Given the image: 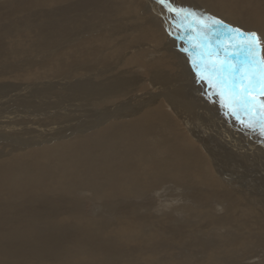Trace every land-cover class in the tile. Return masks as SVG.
<instances>
[{
  "label": "bare ground",
  "instance_id": "6f19581e",
  "mask_svg": "<svg viewBox=\"0 0 264 264\" xmlns=\"http://www.w3.org/2000/svg\"><path fill=\"white\" fill-rule=\"evenodd\" d=\"M166 2L193 13L187 16L190 19L188 24L197 19L209 27L210 19L221 21V25L210 27L228 40V55H221L228 57L214 54V60L208 59L211 55L206 52L209 50L195 35V29L192 33L196 40L194 52L190 44L191 31L180 27H185L183 19L186 17L171 16L176 14L169 12L158 0H8L0 4V23L5 17L9 19V28L0 25V43L2 39L13 42L8 48L0 44V65L5 68L0 70V77L9 76L7 64L10 58L27 59L26 55L29 68L25 73L28 75L39 71L45 79L58 74L65 76L68 72L82 78L91 76L93 84H87V90L80 87H73V90L74 94L82 92L83 99L78 98V101L81 99L89 106L93 104L99 111L84 132H78V128L68 134L66 130V136L58 135L64 132L62 126L40 127L36 119L26 129L29 117L18 115V112L0 119V132L7 142L9 136L28 130L39 136H54L45 143L24 139L22 144L9 148L10 151H0V264H142V259L143 262L161 264L158 253L154 254L149 245L144 248L140 244L127 246L138 230L151 224L150 231L170 238L176 233L202 232L196 226L173 224L170 227L167 224L168 218L185 214L186 208H177L173 201L165 198L166 195L162 194L164 188L183 192L181 201L190 204L189 211L193 210L194 214L214 223L219 230L223 224L228 228L235 223L232 229L225 230L218 247L206 252L219 256L215 262L220 264L237 251H242L237 256L242 262V255H246L244 246L251 233L256 235L254 242L257 245L264 244V208L243 204L242 197L241 200L234 199L237 190L231 193V188L225 185L237 184L243 189L240 179L234 176L229 180L228 175L225 177L216 169L214 160L213 169L206 163V156L218 157L214 155V144H225L243 155L241 140L247 137L232 131L239 121L232 115L236 109L233 103H227L218 83L213 87L211 82L198 75L202 65L211 67L210 70L219 68L221 73L230 70L226 61L238 69V76L241 75L239 66L244 64L246 59L243 56L246 55L233 54L232 50L237 41H249L234 38L229 29H239L244 34L255 32L264 42V0ZM148 3L151 5L145 6ZM1 8L5 11L2 12ZM191 24L192 27L195 25ZM125 30L136 35L133 39L143 46L138 48L134 57L132 53H125ZM180 41L187 46L179 44ZM5 44L9 46L8 41ZM202 48L205 56L200 54ZM258 48L261 61L259 44ZM225 49L221 50L225 53ZM134 64L150 68L151 81L139 74L133 75L131 66ZM254 68L259 71L258 67ZM116 71L119 74L114 75ZM246 73L251 81L254 71L250 64L243 67L242 76ZM246 85L239 86L241 92ZM259 92L260 89L252 91L249 99L264 100ZM21 94L19 91L18 95ZM13 121L23 130L14 128ZM56 130L57 136L54 135ZM10 132L15 133L11 135ZM201 184L210 187L211 191L199 193L197 188ZM71 187L80 193L88 191L94 198H103L107 205L104 213L123 214V217L116 220V226L109 221L107 226L94 227L92 222H82L79 214L61 213V206L74 204L66 196ZM215 190L223 191L216 196ZM59 191L65 192L61 204L51 200V196ZM239 192L241 196L245 193L244 190ZM37 194L39 198L35 197ZM149 194H157L167 203L168 207L162 204L168 212L167 219L156 218L159 221L155 223L147 217L146 224L134 211L128 213L123 209L109 208L112 204H123L128 197L147 200ZM215 197L216 200L212 201ZM232 198L234 200L222 208L221 203ZM38 200L39 206L36 204ZM215 205L221 207L227 216L218 222L211 215V212L219 213ZM261 205L264 207V200ZM206 209L208 215L200 214ZM74 217L76 219H72ZM158 224L162 226L158 227ZM209 246L206 244L204 249ZM208 262L206 260L204 264Z\"/></svg>",
  "mask_w": 264,
  "mask_h": 264
},
{
  "label": "rangeland",
  "instance_id": "374dc122",
  "mask_svg": "<svg viewBox=\"0 0 264 264\" xmlns=\"http://www.w3.org/2000/svg\"><path fill=\"white\" fill-rule=\"evenodd\" d=\"M7 1L8 0H0V2H1L0 4H4ZM150 5H151L150 3L145 4V6H150ZM154 7H155V5H154ZM1 10H2V12L5 11L2 8H1ZM194 15H195V17L198 16L197 14H194ZM171 16H176V15H171ZM145 18L146 17H144L143 20ZM187 18H189V17H186L183 19V21L185 23V27L180 26V25L179 26L184 28V29H188L189 33L191 31L190 34L192 36L191 37L192 39H191L190 44L194 47L193 49L195 52V46L193 43H195L196 40L193 37L194 36L193 34L195 33L193 31L195 29V31H196L195 35L197 34V36H200L202 33H204L206 31L207 27L203 24V22H197V19H196V21L191 22V23H193V25L195 23V25L193 26L194 28H193L191 23L188 24L190 19H187ZM199 19H201V18L198 17V20ZM139 20H141V16H140ZM203 20H204V18H203ZM0 25L5 26L6 28H9V19H7V17L3 18L1 20ZM207 26H214V25L207 24ZM216 31L217 30L213 31L211 29V33H209L211 38L208 42H204L201 40L205 44L206 50H209L208 52L212 53V55L209 58L207 57L210 60H214L213 59L214 54H215L214 56H217V57H223V58L228 57V56H221V55L222 54L228 55V54H226L225 50L228 49L229 42L225 37H222L221 35H219V32H216ZM126 33H128V34H126ZM131 37H132V39H131ZM124 38L127 39L126 40L127 41V49H126L125 53H129V54L132 53L134 55L131 54V56L134 57L135 54L137 53L138 48L142 49L143 46L140 45V42H136V39H133V38H136V35L129 32L128 30H125V37ZM9 40L2 39L0 44L2 45V43H3L4 44L3 46L7 47V48L12 47L13 42H12V40H10V42H9ZM5 41L6 42L8 41L9 46L5 44ZM229 41H230V38H229ZM209 42H210V44H209ZM178 43L179 44L181 43V44H184L187 46V43H185V42L180 41ZM128 44H129V46H128ZM221 44H223V45H221ZM210 45L214 46V47L210 48L211 47ZM259 45H260L261 55H262L261 61H264V42L261 38L259 40ZM218 46H220L222 50L224 48H226L224 50L225 53L221 49H219ZM208 47H209V49H208ZM204 52H205L204 48L200 49V54H202L203 56H205ZM259 53H260L259 51H258V53H256V55L258 56V60L260 59ZM229 54H232V53H229ZM26 57H27V59H25V58L11 59L10 58L9 63L7 64V67H9V69H8L9 70V76H5L4 78L0 77V119L2 117L8 116L10 113L18 112V115L29 117L26 119V125H25L26 129H27L26 126L28 125V127H30L31 122H33V119H36L41 124L40 127L43 126L45 128H50V127L51 128H58L59 126H62V128L64 129V132H62L61 134H58V131H57L58 129H57L56 132L54 133V135L58 134L61 136H64V135L66 136L67 132H68V134H71V132L73 130H76L78 128H79L78 132L79 131L84 132V128L90 123L93 115H96L99 111L93 104L91 106H89L88 104L84 103L83 100H81V99H83L81 97L82 92L80 93L77 90L79 93L74 94L73 87H75L76 89H78V87H80V89L82 90L83 88L86 89L85 87H87V84L91 83L90 86H92L93 82H91L92 81L91 76L90 77L85 76V78L84 77L82 78L81 76L72 75L71 73L68 72L67 74H69L70 76L69 75L66 76L67 74L65 76H61L60 74H58L57 77L45 79V78H43V75L39 71L33 75H28L25 73L27 68H29V64H27V61L29 59H28L27 55H26ZM243 58L246 59V56L245 57L243 56ZM35 62H37V61H35ZM244 62L245 61H243V63ZM226 65H227V67L229 65L227 61H226ZM139 66H140L139 64L138 65L134 64V66L133 65L131 66L133 68L132 74L136 75V76H138V74H139L141 77H145V78L147 77L151 81V77H152L151 69L150 68L149 69L144 68V66H141V67H139ZM236 66L238 67V64H236ZM251 67L253 68L254 73L258 72L257 68H254L253 65H251ZM128 68H129V66H128ZM210 68L211 67H208V66H203V65H202V67L200 66L201 70H198V75L201 76V78L203 80L205 79L204 81H206L208 83L211 82L210 84H212L213 87H215V85H217V83H218L217 86L220 88L221 94L223 96L227 97V103L228 104L231 103V101L234 98H236L234 92L231 90L230 87L226 89L220 83L221 79H228L229 78L228 72H230V70L226 69V71L223 70L224 72L221 73V72H218L219 68L213 67L212 68V69H214L213 71H212V69L210 70ZM3 69H5V68L2 67V65H0V70H3ZM237 71H238V69H237ZM203 73H205V75ZM240 73H241L240 76H242L243 69L240 71ZM109 74L112 75V73H109ZM117 74H119V71L114 72V75H117ZM215 75H218V76H215ZM257 79H259V76H257ZM249 81H250V79L248 80V82L245 81V84H248ZM86 90H85V92H86ZM256 90H259V88H257ZM19 91L23 94L18 95ZM240 91H241V89H240ZM225 93H226V95H225ZM228 95L231 98L228 97ZM78 98H81L80 101L77 100ZM236 99H238V98H236ZM251 99L255 100V99H257V97H252ZM75 105H79V106L76 107ZM225 111L228 112L229 108L226 107ZM253 115H255V111L253 112ZM244 119H245V121H247L248 117L244 116ZM46 120H48L50 123ZM15 122L16 121H13L14 128H17L20 131H22L23 128L18 126V124ZM46 124H50V125H46ZM54 124H57V125H55V127H54ZM33 126H35V125H33ZM66 130H67V132H66ZM242 130H243V132H242ZM232 131H236L237 133H239L243 137H247V138H243L241 140V147L244 148V150L241 149V152L243 151L244 154L239 155V154L235 153L236 151H233L232 148L227 147L225 144H214L216 146V147H214V155L218 156V157H215L214 159H212L211 157L209 158V156L208 157L206 156L205 157V159L207 160L206 163L209 167L211 165L212 169H213L214 163H212V161L214 160V162L217 163L216 169H218L220 171V173L223 174L225 177H226V175H228L229 180H231V178H233L234 176L236 179H240V183L242 184V186L245 189L240 188L237 184H231V185H227V184L225 185L224 184L225 186H228L229 189L231 188L230 189L231 193H232V190H235V191L237 190L238 195L236 196V198L234 197V199L241 200V197H242L243 204H249V205L253 204L256 207L258 206L259 208L260 207L264 208L261 205V202H263V200H264V189H263L264 188V185H263L264 184V152H263L264 151V147H263L264 146V133H261L259 130H257V131L249 130L248 127H246L245 124H242L240 120L238 121V124H236L235 130H232ZM13 133H15V132H10L11 135ZM48 136L49 137H47L46 135L39 136L35 132L33 133L30 130H28L27 132H22L20 134L16 133L15 135L9 136V142H7L6 137L4 135H2V132H0V151H4V149H5V153H6L9 150V148H12L13 146H17L18 144H22V141L24 139H26V140L31 139L30 141H37L38 140L37 142H43L44 141L43 143H45V141H48V140L50 141V140L54 139V136H51V135H48ZM4 137H5L6 141H5V139L2 140V138H4ZM251 139H257V141H251ZM8 144H9V146H8ZM47 144H49V143H47ZM258 145L261 147H259ZM2 146H3V148H2ZM198 146H199V149L202 150L201 146L200 145H198ZM254 149H256V150H254ZM245 150L247 151V153ZM248 153H250V154H248ZM207 158H209V160ZM233 158H234V160H233ZM255 164H257V165H255ZM224 185L222 188H224ZM233 187H237V189H234ZM164 189H162V191H164V192H162V194L166 195L165 198H167L170 201H173V205L175 207L177 206V208H181V209H182V207H183V209L186 208L185 214H182V215L176 214L175 219L170 218V220H169V218L167 217L168 212L165 208V207H168V205L166 202H164V199H162L161 197H158L157 194H155V195L149 194V198L147 200H143L142 198L140 200V199L135 198V197H128V198H125V202L123 204H112L109 208L115 209L117 211L123 209V210H126L128 213H131L134 211L136 213V216L139 218H142V222L146 223V224L148 223L147 217H149L151 219V221L155 222V223H158V221H159V220H155L156 218H158V219H162V218L167 219L168 218L167 224L170 227H172L173 224L178 225V226H180V225H188L190 227L196 226L197 229L202 230V232L196 231L191 235L190 234L189 235H181V234L176 233L175 235H173L174 238L173 237L170 238L168 235H165L162 233H156L155 234L156 231H150L149 229H150L151 224H149L148 227H146V228L142 227L141 230H138L135 233L134 240L128 243L130 245H128L126 243L127 246H129V248H130V247H134V246L140 244L144 248L145 245H149L150 250L155 251L154 254L158 253V258H159L158 262H160L161 264H168V263L169 264H200V263L204 264V262L206 260L209 261L206 264H215V263L219 264L218 262H215L216 257L219 258L218 255H215V254L213 255V253H210V252H209V254H206V252L208 251L209 248H217L220 238H222L223 234L226 233L225 230L232 229L234 227L235 223L232 222L230 225H228L229 226L228 228L226 227L227 225L223 224L224 226L221 225L220 226L221 229L219 230V227L217 225H213L214 223H211L209 221L204 220L202 218V216H200L199 214L198 215L194 214L193 210L189 211V209L187 207L190 204H188L185 200H183L184 202L181 201L183 198V196H182L183 192H180V190L177 191L174 188L173 189L164 188ZM197 189H198V192L202 193V194L205 192L211 191V188L205 184H201ZM242 190H244L245 193L241 196L239 191H242ZM222 191L223 190H215L214 194L217 196ZM58 193H55L51 196V200L55 203H60V201L65 197L64 191H59ZM37 195H35V197L39 198V195L38 196ZM66 196H68V198L74 204L73 205L71 204L70 206H68V205L61 206L60 207L61 213H64L66 215H71V216L79 214L78 216L81 218L82 222H88V223L92 222L94 227L97 225L107 226L109 221H113L114 225L116 226V224H115L116 220L119 217H123V214L118 215V214H114V213H110V214L104 213V211L107 210V205H106L105 201L103 200V198H100V197L94 198V197H92L93 196L92 193H90L88 191H86L85 193H80L78 189H74V187H71L70 193L69 194L67 193ZM57 198H59V200H56ZM234 199L232 198L231 201H225L224 200L221 203V204H223L222 208H223V206L225 207L228 203H231ZM215 200H216V197L212 201H215ZM176 201H179V203H176ZM37 202L38 203H36V204L38 205L40 202H39V200ZM163 203H164L165 207L162 206ZM257 203H260V204H257ZM215 206H217V205H215ZM222 208L221 207L219 208V210H218L219 213L211 212V215L213 217H215L214 219L216 222H218L219 219L227 217L225 215L226 212L222 211ZM67 212H69V213H67ZM200 214L208 215V209L202 210L200 212ZM128 215L132 216L130 214H128ZM72 219H76V217H74ZM119 221L121 222V219H119ZM162 225H163V223H162ZM162 225L158 224V227H161ZM192 231H194V230H192ZM179 235H180V237H179ZM140 236H142V237H140ZM179 238H180V240H179ZM256 238L257 237H256V235H254V233H251L248 235L247 245L244 246L246 249V255L247 256L242 255V258H243L242 262H239L237 260V256L240 255L242 253V251H237V252H235V254L232 257L223 259L222 260L223 262L220 264H224V263L225 264H264V257H263V255H264V244H263V242H261L260 245H257V243L254 242V240ZM171 239L172 240L174 239L175 241L174 240L172 241ZM230 239H232V237H230ZM206 244L210 245V246L205 250L204 246ZM252 245H254V246H252ZM259 248H260V250H259ZM147 252L148 251H144V253H147ZM249 253H251V254H249ZM208 255H211V258H210V256L207 257ZM248 257H250V259H248ZM212 258H213V260H212ZM201 260H203V261H201ZM213 261L215 263H213ZM140 262H142V264H151V262L150 263L149 262H143V259L140 260Z\"/></svg>",
  "mask_w": 264,
  "mask_h": 264
},
{
  "label": "snow or ice",
  "instance_id": "6c2138e0",
  "mask_svg": "<svg viewBox=\"0 0 264 264\" xmlns=\"http://www.w3.org/2000/svg\"><path fill=\"white\" fill-rule=\"evenodd\" d=\"M158 2L164 5L169 12L175 13L177 17L180 16H191L193 13L186 11L182 8H177L172 6L171 2H166V0H158ZM222 22L218 20L210 19V25H221ZM232 36L240 37L241 40L249 41V43H241L237 41L233 47V54L240 55L244 53L246 55V60L244 64L240 65L239 68L242 70L243 67L247 64H251L254 67H258L259 71L252 74L251 81L243 88V92L239 91V86L244 85L245 81L248 80V74L246 73L243 76L237 75V69L233 68L231 64L228 65L230 72L228 79H221L220 83L226 89L231 88L234 92L235 97L231 103L234 104L236 110L232 111V115L235 116L242 124H245L251 131L259 130L261 133H264V100L259 102L249 99V96L252 91H255L257 88L261 89L259 95L264 96V61H259L256 53L259 51L258 44L260 38L255 32L244 34L240 32L239 29H229ZM211 27H207L206 31L199 36L204 42L210 40ZM229 51L228 49L225 50ZM207 55H212L210 52H206ZM259 76V79H257ZM220 95V93H214ZM226 95V93H225ZM255 111V115L253 112ZM243 114V115H241ZM244 116L248 117V120L245 121Z\"/></svg>",
  "mask_w": 264,
  "mask_h": 264
}]
</instances>
